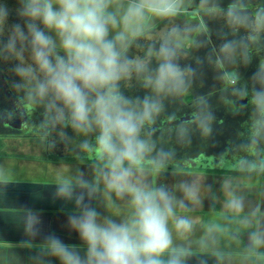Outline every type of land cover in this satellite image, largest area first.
I'll return each mask as SVG.
<instances>
[{
    "label": "crops",
    "instance_id": "obj_1",
    "mask_svg": "<svg viewBox=\"0 0 264 264\" xmlns=\"http://www.w3.org/2000/svg\"><path fill=\"white\" fill-rule=\"evenodd\" d=\"M230 5H243L241 14L247 15L250 21L247 27L231 21ZM260 9H264V0H182L175 16L148 15L142 22V34L132 37L123 52L130 58L145 60L154 69L160 61L155 54H148L149 49L155 53L168 39L178 45L177 62L189 69L187 90L175 95L162 94L163 108L159 114L176 115L179 111H173V103L178 105V100L174 102V97L186 103L185 97L190 95L188 102L192 103L198 96L194 89L264 87L259 78L264 75V25L256 24ZM10 31L7 25L0 27V71L6 73L10 87L5 96L0 91V104L17 99L42 110L30 115L27 132L7 121L1 122L0 118V264H61L49 246V235L58 237L82 257L87 251L86 243L69 223V217L81 214L82 205L75 198L56 195L61 182L70 180L75 193L84 195L83 203L95 208L101 217L121 221L133 209L129 196L117 197L106 187L107 169L103 163L80 148L81 141L93 137L78 134L71 127L47 125L42 104L30 103L26 90L15 87L14 82L20 81V77L14 68L20 61L3 49ZM229 41L236 43L235 51H222V46ZM29 57L30 52L25 51L27 63H31ZM122 87H132L131 91L124 92L129 97L155 95L144 86L143 74L133 73L131 78L122 81ZM147 131L144 137L153 142L148 128ZM252 145L250 149L263 148L264 138ZM151 157L154 155L150 154L146 161ZM189 167L195 165L157 168L145 162L143 170L137 171L134 177L150 189L163 186L177 200L184 201V207L175 206V216L189 219L192 230L180 235L172 220L169 221L172 247L187 253L181 256V264H264V243L257 244L253 239L255 234L264 240V171L256 175L246 171L209 173L213 168L195 171ZM236 174L246 176V181L233 178ZM81 180L96 190L81 187ZM183 183L198 188V203L184 196L180 189ZM233 198L242 202L238 212L227 207ZM30 214L39 217L31 229L28 227ZM170 256L166 252L161 257L164 264Z\"/></svg>",
    "mask_w": 264,
    "mask_h": 264
},
{
    "label": "clouds",
    "instance_id": "obj_2",
    "mask_svg": "<svg viewBox=\"0 0 264 264\" xmlns=\"http://www.w3.org/2000/svg\"><path fill=\"white\" fill-rule=\"evenodd\" d=\"M181 2L130 0L125 7L122 0H15L12 6L9 0H0V27L7 25L11 29L3 49L20 61L14 68L20 77L15 87L26 90L30 103L42 104L47 125L71 127L78 134L93 137L81 141L80 148L103 163L107 169L106 187L117 197L129 196L133 209L121 221L101 217L95 208L83 203L84 195L75 193L70 180L61 182L56 195L75 198L82 205L81 214L69 217V223L87 245L82 257L58 237L49 235V246L61 264H164L161 257L166 252L171 253L167 264H181V256L187 254L184 249L172 247L169 228L172 220L178 234L192 230L189 219L175 216V206L184 207V201L177 200L163 186L150 189L134 177L145 162L159 168L170 156L160 150L146 161L155 144L144 137V130L162 111V94L187 90L189 69L177 62L178 45L168 39L155 53L149 49L148 54H155L160 61L154 69L145 60L130 58L122 51L130 37L142 34V22L149 14L175 16ZM242 9L243 5H230L228 15L233 23L247 27L250 21L241 14ZM13 14L22 23L10 22ZM256 24L264 25V9L257 11ZM114 29L119 31L113 35ZM236 46L235 42H226L222 51L234 52ZM25 51L30 52L31 63L25 62ZM133 73L143 74L144 86L155 95L127 96L120 82ZM259 78L264 83V75ZM252 103L258 116L253 122L256 143V137L264 131V87L254 90ZM211 119V113L201 119L205 133L211 130ZM238 166L264 171V160L241 159ZM79 185L96 190L84 180ZM180 189L188 200L199 202L195 185L183 183ZM227 207L238 212L242 202L233 198ZM38 222L39 217L30 214L28 227ZM253 239L257 244L264 243L255 234Z\"/></svg>",
    "mask_w": 264,
    "mask_h": 264
},
{
    "label": "flooded vegetation",
    "instance_id": "obj_3",
    "mask_svg": "<svg viewBox=\"0 0 264 264\" xmlns=\"http://www.w3.org/2000/svg\"><path fill=\"white\" fill-rule=\"evenodd\" d=\"M9 3L12 6H15V0H9ZM12 19H15V22H17L18 20L14 14L13 16L10 17V22H12ZM9 89L10 87L8 83V77L6 73L0 71V91L2 92L1 93L2 96H5L6 93L9 91ZM206 98L203 97L202 101L197 102V105L191 108L189 107L191 103L186 102L187 106H184L183 104V109L176 115L159 114L152 124L147 125V128L150 130L151 135L153 133H156L157 135L164 136L167 133H171L173 129L176 130V132L182 133L183 135H185L186 133L188 134V128L186 127L187 125L188 126L190 125L191 127H201V119L204 116H206L208 113H211L212 125L215 127L218 126L220 130L226 132L223 134L224 135L223 137H220V140L225 141L224 146H222V153L220 155L217 154L210 155L207 152H202L201 154H199L200 158L198 159L206 161L207 163L212 162L213 165L215 163L214 166H216L218 163L221 164L223 160H229L231 157L236 158L237 154L235 152H238V149L240 148L243 149L242 152L250 153L249 158L247 157V155L245 157L244 153H240L239 154L240 158L247 159L250 161H257V162L264 160V147L263 148L261 147L260 151L256 150L255 147H253V149H250L253 146L252 145L253 133H254L253 122L258 118L256 111H252L248 113L249 115L248 119L249 120L250 118L252 119L250 122H245L244 124L240 123V121L238 120L239 117H237V114L234 111L238 108H243V107L256 109V106L252 103V97L246 95L243 98L228 102L231 105L230 109L232 108V110L229 111V113L228 111L219 112L217 108L211 111L206 110L204 105L210 103L207 102ZM185 107L187 109H184ZM35 111H36L35 105L19 102L17 99H14V102L9 100L8 103L0 104L1 122L4 123V121H7L9 125L19 126L21 127L22 130H25L27 132L29 130L27 120L32 113H35ZM227 122L228 124H226ZM209 123L210 122H208V124ZM180 124H182V126ZM262 132L258 137H256V141L258 138L262 136L263 134ZM237 135L241 136L242 138L241 140L243 146L241 145L239 146V148L238 145L237 146L234 145V140ZM229 137L231 138L228 139ZM157 148L158 147L155 146V151L153 153L154 156H156ZM259 157L260 159H257ZM236 170H239L241 172L242 171L262 172V170H260L259 168H257L256 170L249 171L246 167L241 168L239 166L237 167Z\"/></svg>",
    "mask_w": 264,
    "mask_h": 264
},
{
    "label": "rangeland",
    "instance_id": "obj_4",
    "mask_svg": "<svg viewBox=\"0 0 264 264\" xmlns=\"http://www.w3.org/2000/svg\"><path fill=\"white\" fill-rule=\"evenodd\" d=\"M129 2L130 0H122V3L125 7H127ZM116 31H119V29L112 30V34L114 35ZM52 35L55 38V34L53 33ZM131 38L132 37L129 38V42L131 41ZM25 62H26V58H25ZM30 62H31V59H30ZM120 88L123 92H126L128 90L131 91L132 89V87H130L129 89L122 87V81L120 82ZM260 89L261 88H251V87L194 89L196 91L195 92L196 96L197 95L198 96H197V99L193 98V102L190 104L189 107L190 108L195 107L197 105V102L202 101L203 97L204 98L207 97L206 98L207 102H210V103L204 105L206 110L211 111L217 108L219 112L228 111L229 113V111H231L232 108L230 109L231 105L228 102L245 97L246 95L242 94L244 92H246L247 95L252 97L254 90H260ZM191 92H192V89H189V93ZM176 99L178 100V105H176L177 103H173V109H174L173 111L180 112L183 109V104L184 106H187V105L186 103H180V100H182L181 98L174 97L173 101L176 102L175 101ZM35 106H36V111L42 110V108H38L37 105ZM184 109H187V108L185 107ZM234 111L236 112L237 117H239V119L238 118L237 119L240 121V123L244 124L245 122H250L252 119V118H250V120L248 119V116H249L248 113L252 111H256V109H252L249 107H243V108H238ZM209 124L208 126L210 127L211 130L207 133L203 131L202 127H191L190 125L186 126L188 128V134L186 133L185 135H183L182 133L176 132V130L174 129L171 132L172 134L171 133H167L166 135L163 134L164 136L162 135L160 136V135H157L156 133H153L152 134V138L154 139L153 142H155L156 147H158L156 149L157 150L156 155L160 150L170 153V156L168 157V159L165 160L163 167H174L175 165H178V166L181 165V166L187 167L188 165H193V166L195 165L194 168L189 167L190 170L207 171L208 168L211 167L213 169H211L210 170L211 172L209 171V173H214V171L216 170H222L223 172H226V173L234 172V174L241 172L239 170H236L238 167L239 160L242 159L240 158L239 154L244 153L245 157L247 155V157L249 158L250 153L242 152L243 149L239 148V146L242 145V140H241L242 138L239 135H237L234 140V145L236 146L238 145V148H239L238 152H235L237 154L236 158L231 157L229 160H223L221 164L218 163L216 166H214L215 163L213 165L212 162L207 163L206 161L198 159L200 158L199 154H201L202 152H207L210 155L212 154L220 155L222 153V146H224L225 141L220 140V137H223L224 136L223 134L226 132H223L222 130H220L218 126L217 127L213 126L212 121H210ZM226 124H228V122ZM180 125L182 126V124ZM146 131H147V128H146ZM146 131L144 130L145 134H147ZM263 134H264V131H263ZM230 138L231 137H229L228 139ZM263 138L264 136H261L260 138L257 139V141L262 142ZM258 151H260V148ZM153 153L154 151L151 153V155H154ZM257 159H260V157ZM250 173H255L256 175V171H252ZM236 177H238V179H243L242 181H246V176H241L239 174H236L235 176H233V178L237 179Z\"/></svg>",
    "mask_w": 264,
    "mask_h": 264
},
{
    "label": "trees",
    "instance_id": "obj_5",
    "mask_svg": "<svg viewBox=\"0 0 264 264\" xmlns=\"http://www.w3.org/2000/svg\"><path fill=\"white\" fill-rule=\"evenodd\" d=\"M188 97H190V95H186V97H185L186 102H188ZM1 140H2V138L0 137V142H2Z\"/></svg>",
    "mask_w": 264,
    "mask_h": 264
}]
</instances>
